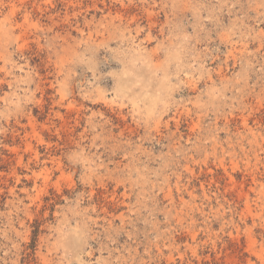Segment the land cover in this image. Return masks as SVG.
<instances>
[{
    "label": "rangeland",
    "instance_id": "374dc122",
    "mask_svg": "<svg viewBox=\"0 0 264 264\" xmlns=\"http://www.w3.org/2000/svg\"><path fill=\"white\" fill-rule=\"evenodd\" d=\"M0 264H264V0H0Z\"/></svg>",
    "mask_w": 264,
    "mask_h": 264
}]
</instances>
